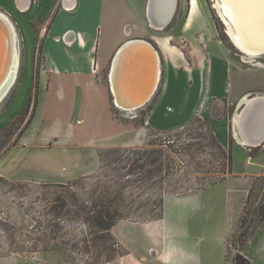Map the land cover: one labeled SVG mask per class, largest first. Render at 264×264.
Returning a JSON list of instances; mask_svg holds the SVG:
<instances>
[{"label": "crops", "instance_id": "1", "mask_svg": "<svg viewBox=\"0 0 264 264\" xmlns=\"http://www.w3.org/2000/svg\"><path fill=\"white\" fill-rule=\"evenodd\" d=\"M0 12L32 51L39 42L37 106L28 131L64 149H83L86 143H91L87 147L121 145L133 139L129 122H119L112 115L110 63L129 41L154 48L160 80L144 127L158 131L181 127L192 116H200L222 147L227 149L233 140L245 166L253 170L230 174L219 182L240 184L232 199L236 222L231 227L212 226L216 209L230 210V192L236 189L229 184L216 199L203 193L207 189L165 198L161 219L118 225L113 231L135 264H223L226 238L246 203L248 175L264 173V137L257 146L261 150L251 157V146L243 142L245 127H255L246 113L241 122L246 100L264 98V72L230 56L220 42L206 0H0ZM225 104L235 107L231 116L225 113ZM257 107L264 109V104ZM214 108L221 110L215 118ZM85 123L95 125L94 136L82 134ZM73 167V172H80L79 161ZM263 223L264 218L259 226ZM248 243L243 254L251 264Z\"/></svg>", "mask_w": 264, "mask_h": 264}, {"label": "rangeland", "instance_id": "2", "mask_svg": "<svg viewBox=\"0 0 264 264\" xmlns=\"http://www.w3.org/2000/svg\"><path fill=\"white\" fill-rule=\"evenodd\" d=\"M206 3L230 56L264 72V53H241L227 37L212 0ZM17 34L18 75L0 103V264H135L116 238L115 226L161 219L163 201L168 197L207 189L203 193L210 199L220 198L229 184L236 189L230 192V210L216 209L212 226L219 223L225 228L236 222L232 199L240 184L219 182L230 174H248L253 167L245 166L233 140L227 149L222 147L200 116H192L181 127L146 129L157 88L147 103L131 112L118 108L110 97L113 117L119 122L127 120L128 129H134L127 144L87 147L91 143H86L83 149H64L46 144L37 132L28 131L37 106L36 76L42 55L39 42L32 51ZM224 108L231 116L235 107L225 104ZM214 109L215 118L221 110ZM94 127L85 123L81 132L92 137ZM249 149L248 154H256L261 147ZM76 161L81 164L79 173L71 170ZM248 178L246 203L226 238L223 264H250L243 249L251 237L255 239L246 249L251 264H264V223L259 226L264 173ZM100 219L114 220V225L104 230Z\"/></svg>", "mask_w": 264, "mask_h": 264}, {"label": "bare ground", "instance_id": "3", "mask_svg": "<svg viewBox=\"0 0 264 264\" xmlns=\"http://www.w3.org/2000/svg\"><path fill=\"white\" fill-rule=\"evenodd\" d=\"M212 2L220 20L225 25V33L234 46L245 56L263 54L264 0H212ZM0 18L9 24L12 31L9 38L0 36L4 45L7 46L4 52L5 64L3 63V71L1 69L0 75L1 103L17 79L20 46L13 23L1 12ZM132 45L133 48L128 53L125 51L127 46L118 50L110 75L111 89L116 96L115 104L125 112L140 108L146 100L147 103L160 80L159 58L154 48L146 42L139 41L132 42ZM132 104L138 107H132ZM238 120L237 117L234 118L235 122ZM234 136L237 141H240L236 134ZM237 143L240 144V142Z\"/></svg>", "mask_w": 264, "mask_h": 264}, {"label": "water", "instance_id": "4", "mask_svg": "<svg viewBox=\"0 0 264 264\" xmlns=\"http://www.w3.org/2000/svg\"><path fill=\"white\" fill-rule=\"evenodd\" d=\"M2 35H4V38H9V35H10V37L12 35V31H11V28L9 27V24L6 23L4 21V19L0 18V36H2ZM0 41H1V43H0V47H1L0 48V50H1V52H0V75H1V69L3 68V63L5 64V62H4L5 61L4 60V57H5L4 56V52H5L6 48H7V46L4 45L3 39L0 38ZM132 42H134V41L133 40L129 41L125 45H123V46H127L126 50H125L127 53L130 52L132 50V48H133ZM130 43H131V45H130ZM117 52L115 53V55L117 54ZM115 55L113 56V59L111 60L110 68H109V83H110V87L112 86L111 85V81H110V75H111V72H112V69H113V60H114ZM2 71H3V69H2ZM113 87H114L115 92H116V88L114 86V83H113ZM112 99H113V103L115 104L116 103L115 102L116 101L115 100L116 96L114 94V91H112ZM146 101L142 103V106H143V104L146 103ZM261 104H264V98H262L261 96L255 97L254 100H249L248 99V100H246L245 105H244V110L241 113V122H242V124L244 123V114L246 113L248 115V117H249V121L252 123V126L255 127V129H251V130L247 129L248 125L245 127L246 138H245L243 144H245L247 146L257 147L259 145V143H260L261 138L264 137V109H262L260 107L259 108L257 107L258 105H261ZM132 107H136L137 108L138 106L137 105L136 106L133 105ZM246 121H248L247 118H246L245 122ZM238 123H239V120H238ZM256 129L259 130V132H257ZM253 130L254 131L256 130V131L254 132ZM251 131H253V133Z\"/></svg>", "mask_w": 264, "mask_h": 264}, {"label": "trees", "instance_id": "5", "mask_svg": "<svg viewBox=\"0 0 264 264\" xmlns=\"http://www.w3.org/2000/svg\"><path fill=\"white\" fill-rule=\"evenodd\" d=\"M256 149H259V147H255V150ZM251 157H254L255 156V152H252L249 154ZM228 161L230 162V164L228 165V168H227V172L230 173L231 171V167H232V158H231V155L229 154L228 155ZM228 162V163H229ZM260 215H259V221H262L263 220V217H264V203L259 211ZM98 218H103L102 216H99ZM101 220V219H100ZM102 221V224L101 225V228H103L104 230H108L110 229L113 225H114V220H111V223H107V222H104V219L101 220ZM247 232V229L245 230L244 233Z\"/></svg>", "mask_w": 264, "mask_h": 264}]
</instances>
